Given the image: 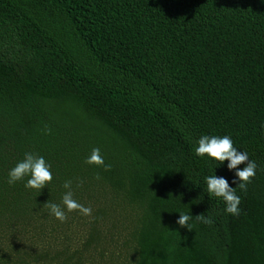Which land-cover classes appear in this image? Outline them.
I'll return each instance as SVG.
<instances>
[{
  "label": "trees",
  "instance_id": "obj_1",
  "mask_svg": "<svg viewBox=\"0 0 264 264\" xmlns=\"http://www.w3.org/2000/svg\"><path fill=\"white\" fill-rule=\"evenodd\" d=\"M204 135L255 161L246 191ZM25 153L41 192L8 183ZM66 181L90 217L45 207ZM0 264H264V0H0Z\"/></svg>",
  "mask_w": 264,
  "mask_h": 264
},
{
  "label": "clouds",
  "instance_id": "obj_2",
  "mask_svg": "<svg viewBox=\"0 0 264 264\" xmlns=\"http://www.w3.org/2000/svg\"><path fill=\"white\" fill-rule=\"evenodd\" d=\"M50 131L51 130L47 127L45 128V134H50ZM195 155L198 157L207 155L218 162V164H223V162L228 161V169H235V177L238 179V183L237 179H234L232 183L237 184L236 187H239L241 191H246L247 186L251 184L255 178L257 168L255 161L249 160L246 152L237 150L234 147L232 139L227 135L223 137L201 136L198 140V146L195 148ZM85 163L103 168L105 171H110L111 169V165L105 164L99 148L92 149ZM241 164H245L242 170L238 169V166ZM50 168L51 165L46 163L42 156H37L33 153H25L24 159L18 162L9 171L8 183L9 185H15L17 182L23 181L25 177H28L25 187L41 192V190L47 187L53 180ZM96 178L100 179L99 175H97ZM205 179L209 196L222 198L226 205L225 212L233 216H239L241 212L239 207L241 198L236 195V187H231L229 182L223 177L213 175ZM63 187L67 189L62 197L63 208L55 203L46 202L44 204L45 207L49 209L50 214L62 223L66 222L68 218L66 213H71L73 211H77L83 216L90 217L92 215L91 207H85L73 199L72 182L66 181ZM196 218L204 223H211V220L206 218L203 214L197 215ZM190 219V215L180 213L176 223L181 228L191 230V226L188 223Z\"/></svg>",
  "mask_w": 264,
  "mask_h": 264
}]
</instances>
